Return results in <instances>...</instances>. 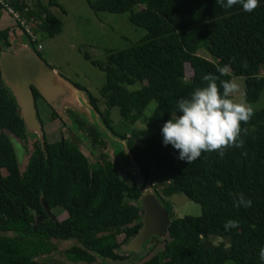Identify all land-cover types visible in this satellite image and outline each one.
<instances>
[{
    "label": "trees",
    "instance_id": "obj_1",
    "mask_svg": "<svg viewBox=\"0 0 264 264\" xmlns=\"http://www.w3.org/2000/svg\"><path fill=\"white\" fill-rule=\"evenodd\" d=\"M86 1L94 12H128V20L146 33L123 49L108 50L104 62L90 59L104 72L99 92L105 110L86 87L70 80L86 92L99 116L100 124L66 110L80 132L78 139L96 156L93 163L63 134L49 140L38 109L41 138L26 131L19 105L0 73V229L9 232L0 235V264H71L40 261L56 248L53 240H75L78 244L69 249V256L82 264H92L96 256L101 257V264L131 258V251L122 247L141 227L140 197L147 186L159 197L171 221L162 237L152 236L143 244L146 247L151 239L164 237L161 250L143 260L144 247V253L127 264H224L226 260L264 264L259 259L264 247V108L254 110L250 122L242 124L248 129L242 134L243 148H229L223 158L218 152L203 153L188 164L178 158L179 151L171 144L164 145L162 135L164 123L181 114L178 101L206 86L204 75H219L218 66L229 65L231 73L244 77L248 103L258 100L264 88V76L259 73L264 65V0L251 13L240 5L223 8L216 0ZM13 5L34 29L49 36L61 31V20L50 10L59 5L57 0L46 4L34 0L27 12L23 1ZM9 33V28L0 27V51L13 44ZM29 43L35 49L37 40ZM200 47L212 59L200 56ZM186 63L192 68L189 78L185 77ZM231 73L221 79L231 80ZM33 93L37 103L41 95L35 88ZM151 101L152 111L145 115ZM113 106L125 124L145 123L141 142L113 128ZM50 114L52 119L60 118L53 108ZM107 131L125 141L115 154L125 163L130 183L118 174L114 158L103 151ZM12 138L22 156L28 154L22 170ZM29 139H33L30 151ZM95 150H99L97 155ZM129 155L135 174L128 170ZM176 192L199 203L200 214L174 216L167 198ZM232 193H243L252 200V207H235ZM41 197L56 213L54 220L46 216ZM37 214L45 220L33 224ZM228 220L238 221L239 227L226 229ZM121 233L125 237L120 243L116 237ZM213 237L225 241L214 243Z\"/></svg>",
    "mask_w": 264,
    "mask_h": 264
},
{
    "label": "rangeland",
    "instance_id": "obj_2",
    "mask_svg": "<svg viewBox=\"0 0 264 264\" xmlns=\"http://www.w3.org/2000/svg\"><path fill=\"white\" fill-rule=\"evenodd\" d=\"M59 5L50 7L52 13H54L62 22L61 31L54 36H49L45 31L40 29H34L33 31L37 36V43L34 44L38 54L59 74L68 80L76 82L84 87L98 100V106L103 111L105 110V104L103 98L100 96V88L104 84V72L90 62L92 60L105 61L108 50L123 49L137 41L146 33V30L142 27L132 24L128 20V12L124 13H111L107 11L94 12L88 5L86 0H57ZM40 2L46 4L48 0H40ZM63 7V8H62ZM63 9V10H62ZM0 10L4 11L0 7ZM4 22V25L9 28L12 34L15 35L17 40L13 41V44L8 49L15 47V42L18 43L19 33H22V28L15 22ZM13 29H12V28ZM19 27V28H15ZM17 29V30H16ZM14 31H18L17 33ZM13 38V35L11 36ZM21 39H23L21 37ZM40 43L41 48H37V44ZM198 54L207 59H212L211 55L206 52L204 47L198 49ZM85 55L89 56V59ZM213 61H215L213 59ZM231 73V72H230ZM259 73L264 76V65L260 66ZM192 75V68L189 63L185 64V77L189 78ZM231 79H235L239 84V92L235 94L234 99L237 102L245 103L251 106L254 110L264 108V88L260 94V97L256 102L248 103L244 98V77L241 75H234L231 73ZM37 109L40 113V118L44 122V128L47 131L49 140H56L63 134L67 139L74 141L78 144L80 150L86 155L88 161L93 163L96 156L91 153V150L86 146L84 142L78 139V132L75 123L66 117L63 119L65 124L58 119L51 118V106L47 102L39 97L37 99ZM68 110L73 112L77 111L80 117L88 116L90 121L100 124L98 114L93 113L88 101H83L80 96L70 100ZM154 106V102L151 101L145 111V115H149ZM74 112V113H75ZM96 115V116H95ZM69 116V115H68ZM110 118L112 120L113 128L118 132H127V136L135 139L137 142H141V139L146 136L145 123L137 121L133 125L125 124L122 120L119 109L117 106L110 108ZM105 147L103 149L109 156L113 158L115 154V148L121 151L122 146L125 143L124 140L115 138L109 131L104 133ZM14 150L18 156L21 164V170L23 169L25 162L28 158V154L24 153L22 156V150L17 141L11 139ZM33 139H29L27 147L30 151L32 147ZM99 150H95V154ZM125 153H127L125 151ZM123 156V155H122ZM130 165L128 166L129 172L135 174L136 166L132 164L131 156L126 158ZM23 160V161H22ZM22 162V163H21ZM152 190V187L147 186L144 191ZM168 201L172 205L173 215L181 217L186 214L199 215L201 212L200 204L189 199L185 194L176 192L170 195ZM62 212L59 213V217H62ZM124 234L117 235L116 241L122 242L124 240ZM165 238L160 240L151 239L146 247V254L143 260L148 259L157 251L163 248V242ZM214 243L225 241L221 237H213ZM144 249V250H145ZM131 253V252H130ZM94 264H101L99 261H95ZM224 264H235L232 260H226Z\"/></svg>",
    "mask_w": 264,
    "mask_h": 264
},
{
    "label": "clouds",
    "instance_id": "obj_3",
    "mask_svg": "<svg viewBox=\"0 0 264 264\" xmlns=\"http://www.w3.org/2000/svg\"><path fill=\"white\" fill-rule=\"evenodd\" d=\"M223 8L240 5L245 12L259 7V0H216ZM219 75L206 74L202 77L206 86L196 88L190 97L177 103V112L162 127L163 143L171 144L179 151V159L188 164L195 162L203 153L218 152L223 158L229 148H243L242 134L248 129L242 127L254 116V109L234 99L239 92L235 79H221L230 73V66L217 67ZM219 81V83H218ZM234 206L252 207V200L243 193H232ZM239 222L228 220L226 229L238 228ZM259 259L264 262V247L259 250Z\"/></svg>",
    "mask_w": 264,
    "mask_h": 264
},
{
    "label": "water",
    "instance_id": "obj_4",
    "mask_svg": "<svg viewBox=\"0 0 264 264\" xmlns=\"http://www.w3.org/2000/svg\"><path fill=\"white\" fill-rule=\"evenodd\" d=\"M14 45L15 47L13 48H6L0 51V73L19 105L26 131L32 134L35 133L40 138L42 136V124L37 116V105L33 88L63 119L66 117L70 118L66 110L69 107L70 100L78 96L83 101H88L89 106H91L86 92L76 87L70 80L63 77L49 65L31 46L27 36H24L23 40L18 41ZM69 108L72 109V107ZM92 110L93 113L97 114L93 108ZM85 118L90 121L88 116ZM114 163L118 174L127 183H130L126 165L120 156L114 155ZM137 176L141 182L144 181L139 172ZM41 203L44 210L54 219L42 197ZM140 204L143 210L141 227L134 237L122 247L124 250L134 251L136 254L124 261L106 260L105 264L134 262L144 253L142 246L149 238L152 236L162 237L167 230L171 221L170 217L153 189L142 193ZM8 234V230L0 229V235ZM40 261L44 263H66V261L53 256L43 257ZM71 264L80 263L74 262Z\"/></svg>",
    "mask_w": 264,
    "mask_h": 264
},
{
    "label": "built area",
    "instance_id": "obj_5",
    "mask_svg": "<svg viewBox=\"0 0 264 264\" xmlns=\"http://www.w3.org/2000/svg\"><path fill=\"white\" fill-rule=\"evenodd\" d=\"M15 1H23L26 4L24 7V11L27 12L28 9L32 8L34 0H0V7L4 9V11L11 17L13 22L18 24L22 28V33L28 37L29 41L37 40L36 33L30 26L31 22H29V20L25 16H22L20 10L13 5V2ZM28 4H30V7L27 6ZM37 48H41L40 43L37 44Z\"/></svg>",
    "mask_w": 264,
    "mask_h": 264
},
{
    "label": "flooded vegetation",
    "instance_id": "obj_6",
    "mask_svg": "<svg viewBox=\"0 0 264 264\" xmlns=\"http://www.w3.org/2000/svg\"><path fill=\"white\" fill-rule=\"evenodd\" d=\"M12 28V27H11ZM15 28H19V27H15ZM13 29V28H12ZM20 29V28H19ZM17 30V29H16ZM23 35V34H22ZM24 36V35H23ZM114 158V157H113ZM123 160H124V157H123ZM130 181V179H129ZM49 209V208H48ZM45 211V210H44ZM46 212V211H45ZM49 212L52 213L54 219H55V215L56 213L54 211H52L51 209H49ZM43 214H37L34 216V220H33V224H39V223H42L44 220H45V217L42 216ZM46 216L48 218H51L50 215L46 212ZM53 219V220H54ZM118 242V241H117ZM53 244L56 246L55 249L51 250L50 254H48L49 256H46V257H50V256H53V257H56L57 259H60V260H64L66 262H78L80 264L81 261L77 260V261H74L72 259H70V256H69V249L71 247H73L74 245H77L78 243L75 241V240H68V241H65V243L63 241H60V240H53ZM124 246V245H123ZM132 255L130 257H133L136 252L134 251H131ZM95 261H99L101 262V257H97L96 256V259ZM94 261V262H95ZM94 262H92V264H94Z\"/></svg>",
    "mask_w": 264,
    "mask_h": 264
},
{
    "label": "crops",
    "instance_id": "obj_7",
    "mask_svg": "<svg viewBox=\"0 0 264 264\" xmlns=\"http://www.w3.org/2000/svg\"><path fill=\"white\" fill-rule=\"evenodd\" d=\"M4 22H8L7 24H11V23H13V20L11 19V17L5 12V11H1L0 10V27L1 28H4V27H6L5 25H4ZM14 32H16V31H14ZM18 32V31H17ZM16 32V33H17ZM18 34V33H17ZM13 35V38L11 37ZM19 35L24 39V34L22 35V33H19ZM21 37H19V40H23V39H21ZM9 40L11 41V42H13L14 40H17V38L15 37V35L14 34H12V32L10 31V33H9ZM16 43V42H15Z\"/></svg>",
    "mask_w": 264,
    "mask_h": 264
}]
</instances>
